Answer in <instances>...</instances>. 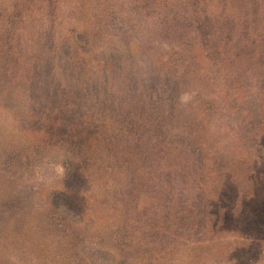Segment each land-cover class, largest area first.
Listing matches in <instances>:
<instances>
[{
  "label": "trees",
  "instance_id": "obj_1",
  "mask_svg": "<svg viewBox=\"0 0 264 264\" xmlns=\"http://www.w3.org/2000/svg\"><path fill=\"white\" fill-rule=\"evenodd\" d=\"M206 1L93 0L94 11L84 16L88 0H0V103L12 123L22 120L49 135L21 148L0 145V171L8 183L20 181L16 192L5 193L4 209L19 213L30 194L33 214L56 232L70 230L68 216L76 223L87 217L75 189L86 198L85 189L94 186V219L106 228V217L111 223L94 237V251H85V238L76 243L94 256V263L84 264H132L145 260L147 246L181 239L198 245L222 230L252 240L251 230L231 226L222 209L239 204L232 195L224 205L223 189L254 155L235 158L210 125L222 111V132L230 120L239 124L250 112L241 106L243 91L256 85L262 103L250 99L255 111L248 118L257 129L245 145L263 154L264 0H220L215 11ZM61 9L67 18L88 17L89 29L54 27ZM52 57L82 80L94 71V95L78 92L73 106L61 110L67 99L51 72ZM10 64L23 68L19 78L7 76ZM76 134L74 158L61 145ZM50 157L73 159L85 187L76 184L79 179L72 186L37 181ZM253 238L264 242V236ZM70 253L63 264H71Z\"/></svg>",
  "mask_w": 264,
  "mask_h": 264
},
{
  "label": "rangeland",
  "instance_id": "obj_2",
  "mask_svg": "<svg viewBox=\"0 0 264 264\" xmlns=\"http://www.w3.org/2000/svg\"><path fill=\"white\" fill-rule=\"evenodd\" d=\"M92 1L93 0H88V2L84 3L82 8L84 13H81V15L88 16V12H90L91 7L95 4V0L94 4ZM219 1L220 0H210L206 1L205 4H207L208 10L215 11V6L219 4ZM1 7L4 8L3 5ZM91 11H94V8ZM57 15L58 17L56 19L58 20V24L54 26L56 28L61 27L66 30H86L88 28V17L78 20L75 14L67 18V15H64L63 9H61ZM92 31L94 36V29H92ZM147 35H151V33ZM155 41L156 44L159 42L160 46L165 48L172 47V45H168L160 40L156 39ZM175 47L178 48L176 45ZM62 52L65 53L64 51ZM65 54L69 55L67 53ZM17 56L16 54V57ZM59 58L60 57L51 58V72L57 74L63 87L61 93L66 97L67 102L61 104V107H59L61 110H66L73 106L72 100L75 99L78 92L88 90L90 96L94 95V71L87 72L83 75L82 80L80 76L75 73V69L68 68L67 64H64V68L60 69L57 64V59ZM18 65L21 67L20 62ZM8 71V77L12 76L13 78H19L18 76L21 71H23V68L20 69L18 66L10 64ZM47 72L50 73L49 70ZM47 72L42 71L40 74L41 76H45ZM137 73L143 74L144 72L138 71ZM252 86L255 87L256 85ZM254 87L243 91L244 99L241 106H244L245 111L250 112L240 116L238 119L240 121L239 124L236 123L235 119L230 120L228 130L222 132V125L220 123L224 120L221 116L223 113L222 111L218 114L219 117L216 119L215 124L210 125L211 129H214L215 132H220V143L225 146L224 150H227L235 158L237 155L241 157V159L243 157L251 159V156L254 155V160H251L250 163L237 166L235 174L236 179L231 176L233 181L232 186L223 189L224 205L232 195L234 197L237 196L239 204L235 207L222 209L224 214H228L229 218L227 220L229 224L232 223L230 224L231 226L241 227L245 231H247L246 229L249 231L251 230L252 240H245L235 233L222 230L217 232V235L208 236L207 240L201 241V244L198 245L188 242L187 239H181L177 240L174 244L166 246L161 244L157 248H148L149 246H147L143 249V251L148 249L146 251L147 257L144 258L145 260H133L130 263L264 264V242L259 239L254 240L253 238L254 235L258 237L264 236V207L261 206V202L264 200V147L263 154H259L258 156L259 148L253 151L256 153L254 154L251 153L252 151L245 145V139L257 129L255 123L251 122L248 118L251 112L255 111V108L251 107L250 110L248 107L250 104H253L250 102V99H253L254 96L256 99L255 102L262 103V98L259 94L260 90L257 87L255 91V89H253ZM218 90H220V88ZM12 94L16 95V91ZM181 98L182 102H185L188 95L184 94ZM51 103H53V101ZM259 106L261 107V105ZM12 120L15 119H11L7 108L0 103L1 147L21 148L32 142L38 143L42 138L45 140L49 137V135L42 132L38 126L32 124L26 125L22 120L19 122H15V120L12 123ZM248 120L250 121V125L247 124ZM262 128L264 129V123ZM79 136L80 134H76V136L67 137L61 145V148L66 147L72 149L73 151L71 150L70 155L74 158L79 154L78 152L80 150V145H78V140L76 139V137ZM262 143L264 146V141H262ZM88 149H91L90 145ZM68 151L70 150L68 149ZM255 155H257V157ZM65 161L66 160H59V158L55 157H50L49 159L44 158L34 178L37 179V181L56 186H58L59 183L64 185L69 183L72 186L73 180L76 183L77 179H79V183L76 184L84 188L85 185H83L77 174L76 166L72 164L75 161L73 159L70 160L71 163ZM91 163H94V161ZM63 164L65 167L62 166ZM72 168L75 171H72ZM68 169H70L71 172ZM19 182L20 181H17L16 185H14V183H8L4 178V173L0 171V237H2V245H0V264H63L67 262L65 259L70 250L72 252L70 253L69 259L71 260V264H84V261L88 260L94 263V256L88 258L84 253H81L76 244L81 241L82 238H85L87 240L86 244L83 246L85 251H94L92 250L94 248V242H96L94 237L101 235L104 229L110 228L109 224L111 223V219L109 221L108 217H106L107 228L94 219V186L89 190L85 189L87 191L86 198L84 196V190L77 194L79 187L75 189L76 198L82 207H84L87 217L76 223V221H78L77 217H73L72 219L68 216L67 221L71 229H66L65 231H61V233L49 228L46 221L40 218L38 213L33 214V208L31 206L32 199L29 202L30 197L32 198L30 194H26V206L21 207L19 213L13 211L11 205L12 209H4L3 205L7 204L4 199L5 193L10 190L16 192L15 188L17 189ZM248 188L253 190L252 194H250L251 196L247 194ZM71 189L74 191L73 188ZM34 196L37 199L39 197L38 194ZM86 199L90 201L87 203ZM105 244L108 246L115 245V243L113 241L110 242V240H106ZM193 245H195V248Z\"/></svg>",
  "mask_w": 264,
  "mask_h": 264
}]
</instances>
